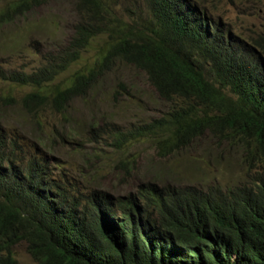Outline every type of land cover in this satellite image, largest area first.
<instances>
[{
	"label": "trees",
	"instance_id": "16d2710c",
	"mask_svg": "<svg viewBox=\"0 0 264 264\" xmlns=\"http://www.w3.org/2000/svg\"><path fill=\"white\" fill-rule=\"evenodd\" d=\"M145 1L150 17L127 23L109 2L79 0L84 19L67 48L32 73L0 69V81L33 89L21 101L27 114H64L116 64L130 66L175 108L119 135L116 146L148 139L167 157L210 134L242 151L250 187L224 199L152 185L120 196L88 191L60 161L0 126V264H18L22 243L36 264H264V35L240 41L199 0ZM45 3L13 1L0 20ZM102 35L95 65L51 88Z\"/></svg>",
	"mask_w": 264,
	"mask_h": 264
},
{
	"label": "rangeland",
	"instance_id": "374dc122",
	"mask_svg": "<svg viewBox=\"0 0 264 264\" xmlns=\"http://www.w3.org/2000/svg\"><path fill=\"white\" fill-rule=\"evenodd\" d=\"M13 1L18 0H0V15ZM103 1L111 3L114 14L127 23L133 16L150 17L145 0ZM199 2L240 41L250 44L264 35V0ZM80 10L79 0H46L11 23L0 20V69L32 73L41 68L48 54L67 48L84 19ZM106 43V35L96 38L82 60L50 87L67 86L77 72L92 68ZM32 91L0 81V126L20 144L60 161L63 170L88 191L120 196L152 185L164 193H203L224 199L250 187L253 173L242 151L210 134L167 157L148 139L130 141L121 149L116 146L119 135L163 121L175 108L160 99L144 73L130 66L116 64L85 100L75 101L64 114L49 107L37 115L27 114L21 101ZM14 257L18 264H36L25 243L14 249Z\"/></svg>",
	"mask_w": 264,
	"mask_h": 264
}]
</instances>
